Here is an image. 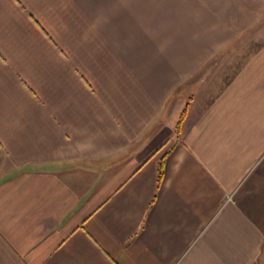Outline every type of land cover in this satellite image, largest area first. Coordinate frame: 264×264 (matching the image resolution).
Masks as SVG:
<instances>
[{"label": "crops", "instance_id": "crops-1", "mask_svg": "<svg viewBox=\"0 0 264 264\" xmlns=\"http://www.w3.org/2000/svg\"><path fill=\"white\" fill-rule=\"evenodd\" d=\"M224 4L0 0V264H264V43L225 80Z\"/></svg>", "mask_w": 264, "mask_h": 264}, {"label": "rangeland", "instance_id": "rangeland-1", "mask_svg": "<svg viewBox=\"0 0 264 264\" xmlns=\"http://www.w3.org/2000/svg\"><path fill=\"white\" fill-rule=\"evenodd\" d=\"M219 2L221 5L225 2V8L230 12L233 20L237 19L240 22L237 28V40L232 47V57L226 65L222 64L225 70L229 71L224 77L226 80L264 43V0H219Z\"/></svg>", "mask_w": 264, "mask_h": 264}, {"label": "trees", "instance_id": "trees-1", "mask_svg": "<svg viewBox=\"0 0 264 264\" xmlns=\"http://www.w3.org/2000/svg\"><path fill=\"white\" fill-rule=\"evenodd\" d=\"M186 114H187V106L183 109L177 121L176 128H175V132L177 135L180 134V130H181L183 121L186 117ZM162 178H163V167H162V163H160L158 167V171H157V188L160 186Z\"/></svg>", "mask_w": 264, "mask_h": 264}]
</instances>
